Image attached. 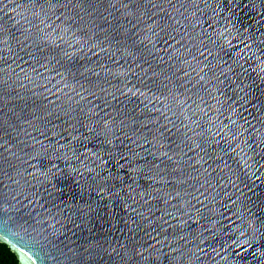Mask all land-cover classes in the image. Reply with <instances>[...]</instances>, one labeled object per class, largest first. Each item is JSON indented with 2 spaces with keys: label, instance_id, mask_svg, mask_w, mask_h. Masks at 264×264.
Here are the masks:
<instances>
[{
  "label": "water",
  "instance_id": "obj_1",
  "mask_svg": "<svg viewBox=\"0 0 264 264\" xmlns=\"http://www.w3.org/2000/svg\"><path fill=\"white\" fill-rule=\"evenodd\" d=\"M0 241L264 264V0H0Z\"/></svg>",
  "mask_w": 264,
  "mask_h": 264
},
{
  "label": "trees",
  "instance_id": "obj_2",
  "mask_svg": "<svg viewBox=\"0 0 264 264\" xmlns=\"http://www.w3.org/2000/svg\"><path fill=\"white\" fill-rule=\"evenodd\" d=\"M0 264H20L16 254L2 241H0Z\"/></svg>",
  "mask_w": 264,
  "mask_h": 264
}]
</instances>
